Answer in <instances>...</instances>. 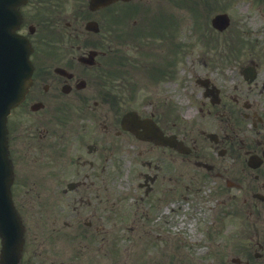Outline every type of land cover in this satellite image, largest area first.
I'll return each instance as SVG.
<instances>
[{
  "label": "flooded vegetation",
  "instance_id": "af4514ba",
  "mask_svg": "<svg viewBox=\"0 0 264 264\" xmlns=\"http://www.w3.org/2000/svg\"><path fill=\"white\" fill-rule=\"evenodd\" d=\"M0 5L28 41L32 65L6 121L23 245L16 259L0 241V264H95L91 249L112 264L136 229L138 240H156L150 221L176 213L185 198L209 201L215 190L225 194L220 223L228 207L239 225L228 237L216 232L227 255L210 264H264V119L250 117L251 89L238 87L256 82L259 70L254 60H235L229 35L232 15L261 13L264 0ZM221 14L227 26L215 20ZM185 35L196 53L189 64ZM229 84L238 92H226Z\"/></svg>",
  "mask_w": 264,
  "mask_h": 264
},
{
  "label": "rangeland",
  "instance_id": "374dc122",
  "mask_svg": "<svg viewBox=\"0 0 264 264\" xmlns=\"http://www.w3.org/2000/svg\"><path fill=\"white\" fill-rule=\"evenodd\" d=\"M255 12L259 11H253L251 14H249L250 16L247 17H245L246 14H233V25L232 30L229 31V35H232L231 54H237L235 56V60L237 62H239L241 65H246V63L250 60L256 61L259 70L257 81L253 83H246L243 81L239 84L238 87L251 89L252 94L250 95V99L254 101V107L253 110L249 111L251 113L250 117H254L252 115V112L256 111L257 113H260L264 119V8L261 13L259 12L261 15H258ZM184 38V63L189 64V61L192 60V57L196 56V53L193 51V41L188 44L186 43L187 35H185ZM229 42L230 39L228 40V43ZM222 43L223 42L217 43L216 48L219 49V45ZM187 55H189V57L186 61L185 59ZM218 68L219 69H216L215 71L216 76L220 74L219 72L220 69L223 68V63H221ZM230 83L233 85V82ZM231 84H229V88L225 90L230 95L238 92L237 90L232 88ZM237 117L241 118V115H238ZM237 122V125L242 124L241 121ZM248 122L250 123V120H248ZM229 124L231 126H234L236 124L232 115L229 119ZM246 126H248V124ZM219 170H222L221 166H219ZM188 182L189 180L187 178H184V184H187ZM254 182L255 181H253L252 183ZM223 185L226 187L225 183H223ZM203 186L199 190L202 195H204L203 190L208 187ZM209 187L212 190L211 184L209 185ZM228 192L233 193L236 192V190L231 188L230 191H226V193ZM185 196L193 197V195L187 193H185ZM211 197L212 199H215V201H218V199L220 200L221 204L219 205V207L217 206L215 210L208 207L203 208L202 215L199 216L196 221H194L193 219L194 223L192 224V227H188L186 225L185 227L180 228L184 229L183 234H180L178 232L179 235H177L175 234V231H172L169 227L162 228L166 224H162L161 219H158L154 222L150 221L148 223L152 224L155 229L152 236L156 234L155 232L157 230H160L159 239L155 240L154 238H152L151 240H138V235L140 234L141 229H136L135 233L137 239L134 240L135 242H129L128 245L119 244V255L114 260V262H112V264H210L214 257L217 258L218 254H220L222 257L224 255H227L225 254L226 251L224 248V245L226 244L224 242L226 241V239H224L223 243H220L218 241L219 238H224V236L228 237L227 235H232L234 234V231H237L236 226H238L239 224L234 226L237 214L232 209L231 211H229L228 207H226L225 209L228 213H230V216L227 217L226 221L223 220L220 223V207L224 206L223 198L225 197V194L218 193L215 190L214 194H212ZM231 198L233 200L236 199L233 195ZM198 203L201 205L204 204V202L201 201ZM184 206H186V204ZM243 213V215L248 217V211L246 209L245 211L243 210ZM136 214L138 213L136 212ZM214 217H216L215 222L213 221ZM155 224H162V229L159 228V226L157 227ZM137 228L142 227L139 226ZM220 230L227 231V234L223 235L221 233L219 235V238H217L216 232ZM204 231H209V234L211 231H213L214 237L211 238V235L205 237L206 233ZM198 232L200 234H198ZM231 245L232 244L230 243L228 246ZM91 251L92 253L87 254H91L92 257H88L86 255L89 260H92L95 264L107 263L105 260L101 259V255L97 253L96 250L91 249ZM97 260L98 262H96Z\"/></svg>",
  "mask_w": 264,
  "mask_h": 264
},
{
  "label": "water",
  "instance_id": "95a60500",
  "mask_svg": "<svg viewBox=\"0 0 264 264\" xmlns=\"http://www.w3.org/2000/svg\"><path fill=\"white\" fill-rule=\"evenodd\" d=\"M14 49L11 46H5L2 44L0 48V189L5 194V198H9V182H10V169L6 154L5 144V131H6V116L10 107L14 106L17 101L22 97L25 91L26 84L29 82L30 67L27 65L28 56L27 52L22 47L21 43H14ZM11 45V43H7ZM8 51V52H7ZM4 194H1L4 197ZM9 202V200H8ZM5 211H3V214ZM0 212V234L8 238L9 232L5 228H10L12 222ZM1 218H3L1 220ZM16 234L18 233L20 241V227L16 226ZM14 236V234H11ZM12 240H15L12 238Z\"/></svg>",
  "mask_w": 264,
  "mask_h": 264
}]
</instances>
